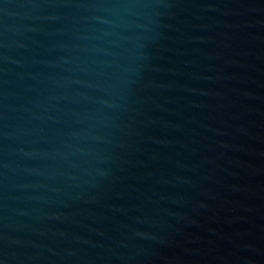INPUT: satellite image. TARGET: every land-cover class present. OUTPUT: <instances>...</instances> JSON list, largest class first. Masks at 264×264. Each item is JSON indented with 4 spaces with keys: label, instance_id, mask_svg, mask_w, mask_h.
<instances>
[{
    "label": "water",
    "instance_id": "95a60500",
    "mask_svg": "<svg viewBox=\"0 0 264 264\" xmlns=\"http://www.w3.org/2000/svg\"><path fill=\"white\" fill-rule=\"evenodd\" d=\"M0 264H264V0H0Z\"/></svg>",
    "mask_w": 264,
    "mask_h": 264
}]
</instances>
